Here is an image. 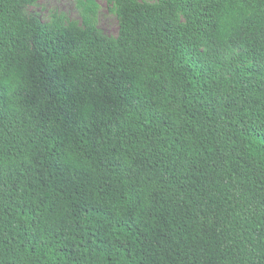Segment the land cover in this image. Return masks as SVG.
Here are the masks:
<instances>
[{"label": "trees", "instance_id": "trees-1", "mask_svg": "<svg viewBox=\"0 0 264 264\" xmlns=\"http://www.w3.org/2000/svg\"><path fill=\"white\" fill-rule=\"evenodd\" d=\"M37 2L0 0V264H264V0Z\"/></svg>", "mask_w": 264, "mask_h": 264}, {"label": "rangeland", "instance_id": "rangeland-1", "mask_svg": "<svg viewBox=\"0 0 264 264\" xmlns=\"http://www.w3.org/2000/svg\"><path fill=\"white\" fill-rule=\"evenodd\" d=\"M76 0H38L30 11L37 14L43 21L47 20L51 11L57 10L66 13L70 18L80 20ZM99 4L97 27L104 33L115 36L118 32V21L114 12L109 8L107 0H96Z\"/></svg>", "mask_w": 264, "mask_h": 264}]
</instances>
